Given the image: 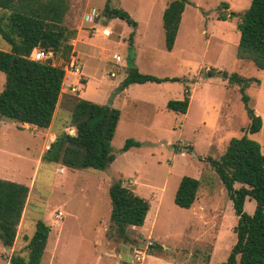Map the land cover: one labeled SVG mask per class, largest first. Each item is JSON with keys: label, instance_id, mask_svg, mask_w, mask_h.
Masks as SVG:
<instances>
[{"label": "rangeland", "instance_id": "rangeland-1", "mask_svg": "<svg viewBox=\"0 0 264 264\" xmlns=\"http://www.w3.org/2000/svg\"><path fill=\"white\" fill-rule=\"evenodd\" d=\"M107 1L111 8L126 12L137 28L118 18L105 19ZM170 1L68 0L64 25L76 31L70 40V60H78L80 73L75 76L64 70L50 127L37 129L0 117V179L29 190L13 246L4 248L0 243V264H7L4 260L13 252L27 257L26 245L37 221L50 226L40 264H123L128 257L125 264L225 263L236 241L238 217L205 158L218 159L231 139L246 134L250 121L240 87L229 85L220 72L258 81L250 83L244 93L249 98L248 107L262 120L261 130L248 137L264 154V70L236 57L239 18L220 21L217 15H241L251 0H188L169 51L162 15ZM92 10L100 13L99 18L85 22L84 15ZM106 27L108 36L102 32ZM0 50H9L1 37ZM117 54L119 62L114 60ZM128 55L142 74L186 82L132 84L122 89ZM51 60L54 65L62 62L59 53ZM4 82L0 72V92ZM186 88L190 95L186 114L167 110L166 103L182 100ZM79 96L120 111L111 142L116 158L105 171L67 169L43 159L52 143L48 144L49 133L75 134L70 116L73 101ZM128 139L141 145L122 153ZM183 176L199 180L190 209L179 208L173 201ZM118 179L150 205L144 225L128 228L127 244L105 235L111 227L108 188ZM239 186L235 184V188ZM254 209L255 202L246 199L244 212L251 215ZM136 256L141 257V263L133 259Z\"/></svg>", "mask_w": 264, "mask_h": 264}, {"label": "trees", "instance_id": "trees-1", "mask_svg": "<svg viewBox=\"0 0 264 264\" xmlns=\"http://www.w3.org/2000/svg\"><path fill=\"white\" fill-rule=\"evenodd\" d=\"M187 3L188 0H171L163 11L165 47L169 51ZM108 4L107 1L103 7L105 19L118 18L136 28V22L126 12ZM68 10V0H0V37L9 47L8 51L0 50V72L5 76L0 92V117L6 121L38 129L50 127L65 79L64 67L69 64L72 54L70 40L76 35L75 30L64 25ZM236 16L239 18L237 30L240 35L237 59L249 61L257 69L264 70V0H251L241 15L220 13L217 20L226 21ZM133 37L134 31L128 36L129 47H132ZM37 50L52 52L53 55L59 53L62 62L54 65L51 59L34 61L32 56ZM126 65L128 71L121 83L122 89L132 84L184 81L142 74L130 55ZM220 74L229 85L240 87L241 101L250 121L246 134L231 139L218 159L205 158L221 181L238 217L234 228L236 241L224 264H264V154L260 145L248 137L261 130L262 120L248 107L249 98L244 93L250 83L258 81L236 73L222 71ZM189 96L186 88L182 100L166 103L167 110L186 114ZM119 118L120 111L110 104H97L77 97L70 116V126L75 129V134L62 132L57 135L43 159L67 169L107 170L116 158L111 142ZM140 145L128 139L120 151L124 153ZM185 150L192 152L191 148ZM176 152L182 151L176 149ZM235 184L240 186L235 188ZM199 186V180L183 176L174 195V204L190 209L196 201ZM28 192L25 185L0 179V243L4 248H11L15 242ZM108 196L111 227L105 235L127 244L130 242L128 228L144 225L150 205L124 186L120 179L110 183ZM246 199L255 202L251 215L243 210ZM49 233L50 226L37 221L26 245L27 257L13 252L8 257L9 264H40Z\"/></svg>", "mask_w": 264, "mask_h": 264}, {"label": "built area", "instance_id": "built-area-1", "mask_svg": "<svg viewBox=\"0 0 264 264\" xmlns=\"http://www.w3.org/2000/svg\"><path fill=\"white\" fill-rule=\"evenodd\" d=\"M100 16V13L96 10H92L89 13L84 15V21L85 22H93L95 20H97ZM33 60L34 61H45L48 59H51L53 57V53L52 52H45L42 50H37L34 51L33 53ZM114 60L116 62H119L121 60L120 56L115 55L114 56ZM65 71H70L72 72V74H74L75 76L78 75L80 73V69H79V64L77 63L76 60H74V58L72 57V60H70L69 64L65 66L64 68ZM76 89H73V91H75ZM59 215H61V213H59ZM149 245H151V243H149ZM135 261H137L138 263H141V257H134L133 258Z\"/></svg>", "mask_w": 264, "mask_h": 264}, {"label": "crops", "instance_id": "crops-1", "mask_svg": "<svg viewBox=\"0 0 264 264\" xmlns=\"http://www.w3.org/2000/svg\"><path fill=\"white\" fill-rule=\"evenodd\" d=\"M168 5V4H167ZM184 10H185V8H184ZM183 13H184V11H183ZM183 13H182V15H183ZM181 19H182V16H181ZM109 21H111V20H109ZM123 21V20H122ZM181 22V21H180ZM136 24H137V22H136ZM138 26V25H137ZM137 26H136V28H137ZM179 26H180V24H179ZM178 30H179V27H178ZM104 31H106L107 32V34H104ZM102 32H103V34L105 35V36H108L109 34H110V32H109V30L107 29V27L106 28H104L103 30H102ZM177 33H178V31H177ZM118 55V54H117ZM119 56V55H118ZM76 61H78V60H76ZM133 63H134V61H133ZM124 66H125V63H124ZM127 74V73H126ZM126 76V75H125ZM86 84H87V82H86ZM85 84V85H86ZM146 84V83H145ZM138 85H143V84H138ZM78 86H81L80 84H78ZM83 86V85H82ZM79 97H81V96H79ZM82 98V97H81ZM82 99H84V98H82ZM189 99H190V96H189ZM189 103H190V101H189ZM188 107H189V105H188ZM188 110V109H187ZM187 112V111H186ZM185 115V114H184ZM119 120H120V118H119ZM119 122V121H118ZM24 126H30V125H27V124H23ZM117 126H118V124H117ZM34 128H36L35 126H33ZM117 128V127H116ZM38 129V128H37ZM45 130V129H44ZM47 137H48V139H50V142L48 143V144H50L51 142H53L54 141V139L56 138V135L55 134H48L47 135ZM52 138V139H51ZM48 146V145H47ZM46 148H48V147H46ZM8 258V257H7ZM0 259L3 261V258H1L0 257ZM4 262H6L7 264H9V261H8V259H6V261L4 260Z\"/></svg>", "mask_w": 264, "mask_h": 264}, {"label": "water", "instance_id": "water-1", "mask_svg": "<svg viewBox=\"0 0 264 264\" xmlns=\"http://www.w3.org/2000/svg\"><path fill=\"white\" fill-rule=\"evenodd\" d=\"M122 252H125V248H122V250H121ZM125 256H121V258H124ZM130 260V258L128 257L126 260H123V264H125L126 263V261H129Z\"/></svg>", "mask_w": 264, "mask_h": 264}]
</instances>
